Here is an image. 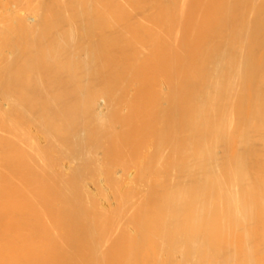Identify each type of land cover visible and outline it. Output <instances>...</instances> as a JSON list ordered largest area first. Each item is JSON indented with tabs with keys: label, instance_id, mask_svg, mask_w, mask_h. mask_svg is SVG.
Here are the masks:
<instances>
[{
	"label": "bare ground",
	"instance_id": "6f19581e",
	"mask_svg": "<svg viewBox=\"0 0 264 264\" xmlns=\"http://www.w3.org/2000/svg\"><path fill=\"white\" fill-rule=\"evenodd\" d=\"M0 264H264V0H0Z\"/></svg>",
	"mask_w": 264,
	"mask_h": 264
}]
</instances>
